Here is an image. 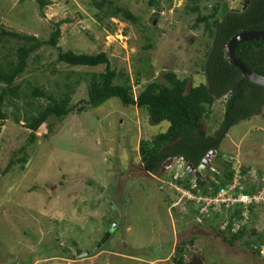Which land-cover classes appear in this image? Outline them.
<instances>
[{
	"label": "rangeland",
	"instance_id": "rangeland-1",
	"mask_svg": "<svg viewBox=\"0 0 264 264\" xmlns=\"http://www.w3.org/2000/svg\"><path fill=\"white\" fill-rule=\"evenodd\" d=\"M47 1L40 9L36 0H0V28L45 40L53 23L65 19L59 48L105 52L112 67L129 75L134 96L166 71L189 78L192 85L205 80L199 61L207 37L201 26L192 27L196 14L185 8L188 0H155L154 5L150 0H114L139 16L141 24L118 18L101 23L89 0ZM227 2V11L242 5L241 0ZM202 4L208 12L213 0ZM0 51L5 54L7 48ZM56 56L57 49L49 46L33 52L16 81L21 89L30 84L58 97L65 91L64 82L104 69V65L67 66ZM86 97L81 81L71 95V111L60 121L50 117L37 130L36 141L25 150V163L17 162L28 133L21 114L31 110L28 103L33 109L47 100L20 96L14 100L19 123L9 114L0 124V168L13 159L0 177V264H174L182 246L183 257L201 254L204 264H264V243L250 232L253 228L264 234V207L254 209L244 223L245 239L227 244L220 231L231 217L238 221L235 210L212 208L209 217L198 223L201 215L194 212L195 205L180 198L176 189L183 170L180 161L169 158L155 173L143 169L139 141L151 140L169 123L154 124L145 109L123 105L116 97L77 113L74 108ZM226 100V95L217 97L202 120L207 134L219 128ZM4 108L9 113L16 110L7 103ZM48 124L52 132H47ZM217 152V160L210 154L207 175L208 167L220 169L228 155L234 169L241 171L245 187L262 182L264 105L232 125ZM174 201L177 204L171 206ZM103 238L93 252L77 255L78 249L91 250ZM247 239L257 241L246 245Z\"/></svg>",
	"mask_w": 264,
	"mask_h": 264
},
{
	"label": "trees",
	"instance_id": "trees-1",
	"mask_svg": "<svg viewBox=\"0 0 264 264\" xmlns=\"http://www.w3.org/2000/svg\"><path fill=\"white\" fill-rule=\"evenodd\" d=\"M36 1L40 9L49 3L47 0ZM205 1L208 0H188L185 5L188 13L196 14L192 27L201 26L207 37V41L204 42V54L199 61V70L205 80L192 85L189 78H179L174 71H166L162 72L157 79L148 82L136 96L133 94L129 75L112 67L105 52L75 53L59 48L60 25L66 21L65 19L53 23V29L45 40L35 35L0 28V47L7 48L5 54L0 51V124L10 117L9 114L13 116L15 123H19L18 105L14 100L19 99L20 96L23 98L44 97L47 100L46 104H38L33 109V105L28 103L31 110L24 109L21 114L23 127L28 130V133L25 143L18 149L23 155L17 158V162H26L27 146L36 141L37 130L50 117L60 121L71 111L69 107L71 95L74 87L81 81L86 84L87 97L81 100L80 106L74 108L77 113L89 107H96L111 97H116L123 105L145 109L150 121L154 124L162 121L169 123L165 131L156 133L151 140L139 141L138 152L145 171L155 173L165 161L177 155L186 156L189 162L197 167L209 150L216 151L213 158L217 160V150L228 129L248 118L255 111L259 112V107L264 105V86L245 79L224 55L225 44L234 34L245 30L264 29V0H250L245 8L229 10L221 18L218 16V10L223 0H213L208 12H204L207 6L202 3ZM155 2L150 0V5H154ZM89 4L95 8L93 15L101 23L104 20L109 21L110 18H118L141 24L139 16L114 0H89ZM43 46L57 49L58 63L87 67L104 65V69L99 72L80 74L73 82H64L65 91L58 97L30 84L25 89H21L22 86L16 82L17 79L27 69L31 54ZM151 46L150 38L147 36L146 48L149 49ZM234 54L247 66L264 75V40L241 42L236 46ZM222 95L227 96L223 120L214 133L207 134L202 120L211 112L215 99ZM5 103L13 106L16 109L15 112L9 113L4 108ZM52 129V126L48 124L47 132H52ZM231 161L230 157L224 158L220 169L211 168L210 182L203 180L192 189L196 192L215 193L220 186L231 181L236 170ZM12 164V157L8 158L7 164L0 168V177L9 171ZM242 172L244 173L245 169ZM187 178L190 179V177ZM239 178L242 179L241 175ZM176 183L183 182L177 180ZM260 185L261 183L252 188L246 187L244 191L255 192ZM184 186L189 187V183H184ZM234 210V214L239 215L238 221L241 220L240 211ZM253 211L254 208L249 209V217L254 215ZM194 212L197 214V208ZM232 218L220 231L223 240L229 245H233L238 239L244 240L247 232V225L244 224L234 230L233 226L237 220L232 221ZM250 229L259 244H263L264 234H256L253 228ZM257 240L247 239L245 243L247 245ZM189 242H192V239ZM183 250V246L178 249L179 254L174 257V264H200L201 262L204 264L201 254L185 258L181 254Z\"/></svg>",
	"mask_w": 264,
	"mask_h": 264
},
{
	"label": "built area",
	"instance_id": "built-area-1",
	"mask_svg": "<svg viewBox=\"0 0 264 264\" xmlns=\"http://www.w3.org/2000/svg\"><path fill=\"white\" fill-rule=\"evenodd\" d=\"M239 173L240 170L236 169L231 181L220 186L215 193L196 192L192 190L194 184L191 185L192 188L177 186L176 189L180 192V198L196 206L199 215L208 214L212 208L216 211L238 209L242 216L240 223L244 224L248 219L250 208L264 206V179L255 192L248 193L244 191ZM197 220L200 221L199 218Z\"/></svg>",
	"mask_w": 264,
	"mask_h": 264
},
{
	"label": "water",
	"instance_id": "water-1",
	"mask_svg": "<svg viewBox=\"0 0 264 264\" xmlns=\"http://www.w3.org/2000/svg\"><path fill=\"white\" fill-rule=\"evenodd\" d=\"M242 8H245L246 5L249 3L250 0H241ZM228 10V2L227 0H224L221 3V6L218 10V16L221 18L224 16V14ZM258 40H264V29L262 30H245L238 32L234 34L228 42L225 44L224 47V55L226 59L231 63L234 67H236L242 76L260 86H264V75L256 72L249 66H247L243 61H241L235 54L234 50L236 46L245 41H258ZM209 154H214V150H209V152L202 158L201 162L197 167H193V165L189 162L188 158L184 155H177L174 156L173 159L175 161L180 160L186 165V171L190 175H194L196 177V184L199 183V181L203 178V175H205V167L209 164ZM207 180H209V176H205ZM105 238L102 239V241L98 242L91 250H85L81 253V255H87L90 252H93L95 249L98 248V246L101 245V243L104 241ZM79 253V250L77 251Z\"/></svg>",
	"mask_w": 264,
	"mask_h": 264
},
{
	"label": "clouds",
	"instance_id": "clouds-1",
	"mask_svg": "<svg viewBox=\"0 0 264 264\" xmlns=\"http://www.w3.org/2000/svg\"><path fill=\"white\" fill-rule=\"evenodd\" d=\"M209 152V151H208ZM207 152V153H208ZM206 153V154H207ZM215 153H216V151L214 150V155H215ZM205 154V155H206ZM213 155V156H214ZM209 157H210V154H209ZM226 158H228V155H226ZM172 159H173V157H172ZM208 160H209V163L211 162V160H210V158H208ZM180 160H177V162H179ZM180 163H181V165L183 166V170H182V173H181V176L179 177V179H176V181L177 180H179V181H183V183L181 184V183H179L177 186H180L181 188H192L191 187V185L192 184H194V186H193V188H195L196 186H198L199 184H200V182L201 181H203V180H205L206 182H210L211 181V176L210 175H207L206 173H205V175H203V178L199 181V183L198 184H196L195 182H196V177L194 176V175H190V174H188L187 173V171H186V165H185V163H183L182 161H180ZM207 166H209V164L207 165ZM194 167V166H193ZM211 168H212V166H210L208 169H210L211 170ZM240 174V173H239ZM209 176V180H207L206 178H205V176ZM187 177H190V179H188ZM242 178V177H241ZM181 181V182H182ZM189 183V187H185L184 186V183ZM240 182L243 184V182L240 180ZM260 183H262V182H260ZM244 185V184H243ZM259 185V184H258ZM208 187H209V183H208V185H207ZM244 188H246L245 186H244ZM193 190V189H192ZM196 207V206H195ZM259 207H264V206H257V207H253L254 209H256V208H259ZM198 211V210H197ZM209 214H210V212L208 213V214H206V215H204V216H197V218H196V221L198 222V223H201L202 221H203V219H205L206 217H209ZM249 217V216H248ZM199 218V220L200 221H198L197 219ZM246 223V222H245ZM235 224H237V228L240 226V225H243L242 223H240V221H237V222H235ZM234 224V225H235ZM226 225V224H225ZM234 227V226H233ZM237 228H235V229H237ZM234 229V230H235ZM264 245V244H263ZM263 245H260L261 247H263ZM263 255V253L261 254V256Z\"/></svg>",
	"mask_w": 264,
	"mask_h": 264
},
{
	"label": "flooded vegetation",
	"instance_id": "flooded-vegetation-1",
	"mask_svg": "<svg viewBox=\"0 0 264 264\" xmlns=\"http://www.w3.org/2000/svg\"><path fill=\"white\" fill-rule=\"evenodd\" d=\"M241 7V9H243L242 8V5L240 6ZM240 8H238V9H231V10H239ZM76 248V250L78 249L77 247H75ZM79 250V249H78ZM83 251H81V250H79V253L77 254V255H81V253H82ZM84 256V255H83Z\"/></svg>",
	"mask_w": 264,
	"mask_h": 264
},
{
	"label": "crops",
	"instance_id": "crops-1",
	"mask_svg": "<svg viewBox=\"0 0 264 264\" xmlns=\"http://www.w3.org/2000/svg\"><path fill=\"white\" fill-rule=\"evenodd\" d=\"M175 204H177V202H176V201H174V202H173L172 204H170V205L172 206V205H175ZM261 257H262V256H261ZM263 259H264V258H263Z\"/></svg>",
	"mask_w": 264,
	"mask_h": 264
}]
</instances>
